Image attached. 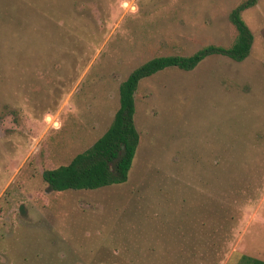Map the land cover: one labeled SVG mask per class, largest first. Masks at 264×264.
Returning a JSON list of instances; mask_svg holds the SVG:
<instances>
[{
    "label": "rangeland",
    "instance_id": "1",
    "mask_svg": "<svg viewBox=\"0 0 264 264\" xmlns=\"http://www.w3.org/2000/svg\"><path fill=\"white\" fill-rule=\"evenodd\" d=\"M243 0H0V264L264 260V0L241 61L166 68L134 94L123 183L50 190L109 126L118 86L160 55L229 46Z\"/></svg>",
    "mask_w": 264,
    "mask_h": 264
},
{
    "label": "trees",
    "instance_id": "2",
    "mask_svg": "<svg viewBox=\"0 0 264 264\" xmlns=\"http://www.w3.org/2000/svg\"><path fill=\"white\" fill-rule=\"evenodd\" d=\"M256 2L243 0L231 9L229 20L237 34L229 46L209 44L190 55H160L135 67L118 86L119 105L107 129L89 147L76 153L68 163L42 172L48 188L53 191L95 189L125 182L139 143L134 121V94L140 80L166 68L191 70L211 55L243 60L250 52L253 34L241 13ZM237 264H264V260L242 254Z\"/></svg>",
    "mask_w": 264,
    "mask_h": 264
}]
</instances>
